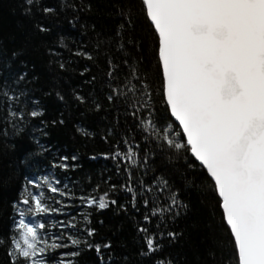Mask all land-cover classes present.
Masks as SVG:
<instances>
[{"label":"snow or ice","instance_id":"snow-or-ice-1","mask_svg":"<svg viewBox=\"0 0 264 264\" xmlns=\"http://www.w3.org/2000/svg\"><path fill=\"white\" fill-rule=\"evenodd\" d=\"M19 7L34 40L12 49L0 43V139L22 138L32 125L38 151L0 174V191L16 185L8 200L10 230L0 236L8 264H80L82 254L93 251L96 264H264V0H110L109 15L118 22L91 51L83 44L73 50L63 36L51 38L54 18L70 9L75 27L80 13L92 11L90 0L55 6L21 0ZM149 39L155 88L143 69ZM41 46L57 76L75 62L64 59L61 48L90 61L101 73L100 91L96 75L85 80L93 85L87 94L43 87L36 65L25 59ZM89 71L85 65L80 75ZM53 96L65 108L115 113L102 137L106 143L116 137L115 150L101 155L123 178L102 195L78 196L36 160L49 152L41 138L67 126L63 111L46 115L42 98ZM160 155L169 165L182 162L181 168L158 169ZM78 161L76 154H61L49 165L67 172L81 167ZM21 164L28 169L22 181L16 175ZM174 171L181 172L179 185ZM193 191L201 221L181 227L193 212ZM76 207L123 215L135 229V247L129 252L121 244L125 251L117 255L111 238L96 239L91 212L68 211ZM182 244L186 251H174Z\"/></svg>","mask_w":264,"mask_h":264},{"label":"trees","instance_id":"trees-1","mask_svg":"<svg viewBox=\"0 0 264 264\" xmlns=\"http://www.w3.org/2000/svg\"><path fill=\"white\" fill-rule=\"evenodd\" d=\"M44 2L54 6L58 4V0H44ZM90 2L92 11L80 13V20L75 27L69 23L72 17L70 9L67 13H62L59 17L54 18L51 38L55 40L58 36H63L65 37V43L73 50H75L77 44H83L88 51H91L98 36L100 39H106L108 35L112 34L118 21L114 22L113 17L109 15L110 0H90ZM20 3L21 0H0V43H3L9 49L26 46L34 40L29 30V21L21 14ZM153 43L151 39L145 41L146 63L143 69L148 72L149 79L155 88L158 87L159 81L156 75ZM59 50L63 53L64 59L75 61L72 65V70L60 76H57L56 73L49 69L48 57L44 54L42 46L38 47L37 50L30 49L29 55L25 57L30 63L36 65L37 74L42 77L41 83L43 87H56L69 96L73 89L87 94L93 90V85L85 83V80L90 79L92 75H96L95 91L99 92L101 88V73L97 71V67L86 59L71 57L69 52L63 48ZM85 65L90 66V71L81 76L80 73L84 71ZM42 102L47 116H58L59 112L63 111L65 113L64 118L67 121V126L50 129L49 136L41 138V142L45 144L49 152L44 154L46 159L41 160L37 157L36 160L39 161L44 170L51 172L63 182L69 183V186L78 196L82 193L99 196L108 190L109 183L118 184L122 182L123 174H116L115 163L101 155L102 153H110L115 150L116 137H109L108 143L102 139L107 126L114 120L115 113L89 111L86 106L65 108L54 96L43 97ZM77 127L86 128L91 135L85 138L80 132L76 131ZM31 129L32 125H29L22 138L10 134L6 139H0V174L11 173L14 165H17V162L22 160L28 152L38 151L37 146L32 143L29 136ZM61 154H76L79 157L78 162L81 167L67 172L51 168L49 161ZM91 156H96L97 159L92 160L90 159ZM156 165L158 169H178L181 168L182 162L169 165L167 157L160 155L157 157ZM27 171L28 169L21 164L16 168V175L22 181L23 175ZM172 179L177 185L181 184V172L174 171ZM96 185L100 187L93 192ZM15 188L16 185L13 184L6 190L0 191V197H2L0 198V236H6L10 230L11 210L8 206V200L12 195H15ZM196 200L197 193L193 191V212L190 213L186 220L181 221V227L201 221V217L195 212L198 207ZM75 203L79 205V201ZM68 211L72 214L91 212L90 219L99 233L96 239L111 238L116 243L117 255L125 251L124 248L120 247L121 244L128 245L127 251L129 252L135 247V241L133 240L135 229L132 226V222L123 215H116L112 209L96 211L94 209L76 207L70 208ZM58 218L64 219L63 216ZM55 219H57L55 216L51 218L52 221ZM77 219L79 220L80 217H77ZM101 220L104 222L103 224H100ZM51 231L57 232L58 230L53 228ZM188 231L191 232L190 227ZM186 250L187 244H182L174 249L178 253ZM183 258L181 256V261H183ZM79 260L80 264H96L94 251L82 254ZM0 264H8L2 247H0Z\"/></svg>","mask_w":264,"mask_h":264}]
</instances>
